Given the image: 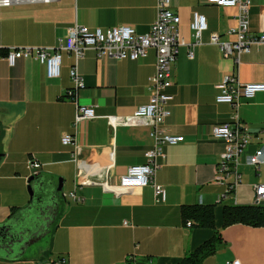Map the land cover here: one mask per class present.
<instances>
[{
	"label": "crops",
	"instance_id": "1",
	"mask_svg": "<svg viewBox=\"0 0 264 264\" xmlns=\"http://www.w3.org/2000/svg\"><path fill=\"white\" fill-rule=\"evenodd\" d=\"M22 1L0 6V50L56 47L76 24L90 29L130 26L146 34L158 12V0ZM251 1V34H260L264 0ZM171 9L181 18L179 31L187 43L195 41L190 27L195 12L206 17L208 30L194 58L182 47L173 66L169 92L174 101L164 127L185 141L166 146L165 158L156 161L155 180L166 191L164 202L156 201L152 186L121 195L103 187L119 186L128 167L146 164L145 154L153 148L152 128L145 121L114 129L109 118L130 117L149 102V79L156 73L154 50L137 61L86 52L79 64L85 88L78 92L77 103L95 107L96 118L77 128V103L68 96L73 88L71 55H63L57 79L48 78L44 66L33 59L11 67L0 55V225L13 208L30 204L34 175L52 192L61 181L66 202L62 206L59 201V218L42 247L30 256L26 254L34 249L27 248L20 260L0 258V264H178L215 236L214 230L183 225L181 209L190 205H215L222 241L203 264H264L263 227L223 226L224 207L254 205L256 187L264 185V165L257 171L247 164V158L264 147V93L241 101L238 109L216 102L217 86L226 76L242 84L264 83V45L253 46L239 60L225 59L210 39L214 34L229 39L228 31L238 25L236 9L212 6L208 0H171ZM234 116L252 140L242 157V183L227 195L218 173L225 144L212 138V129L236 123ZM66 134L83 146L78 161L73 147L62 144ZM85 180L90 184L82 185ZM72 192L83 202L70 199Z\"/></svg>",
	"mask_w": 264,
	"mask_h": 264
},
{
	"label": "built area",
	"instance_id": "2",
	"mask_svg": "<svg viewBox=\"0 0 264 264\" xmlns=\"http://www.w3.org/2000/svg\"><path fill=\"white\" fill-rule=\"evenodd\" d=\"M50 2L51 0H28V2ZM22 0H3L0 6L9 7L20 4ZM212 6L219 8L236 9L237 27L228 31L229 39L223 41L217 34L212 35L210 43L217 46L225 59L234 58L239 60L244 53L250 52L253 46L264 45V32L251 34L250 10L251 0H208ZM157 19L146 34L137 33L130 26H119L111 29H90L79 24L69 29L68 35L62 39L58 46L53 48L24 47L12 48L4 57L8 64L13 67L19 60L33 59L44 66L46 75L50 79H57L61 75L63 55L73 57V67L70 70V78L73 88L68 96L77 103L78 92L85 88V80L82 76L79 64L84 59L88 50H93L100 58H116L119 60L137 61L148 56L150 50L156 52V73L149 79V87L153 90L149 102L136 109L130 117H110V125L116 129L118 126L130 124L133 121H145L151 130V138L154 141L153 148L146 154V164L130 166L126 174L121 178L120 185L114 186L103 183L107 191L116 195L123 194L126 190L141 189L152 186L157 202L166 200V191L156 183L155 174L158 169L157 159L165 158L164 148L175 146L185 141L183 136L170 133L165 127V121L171 116V104L174 96L169 92L173 87V66L177 61L179 50L188 47V57L194 58V49L203 44V34L208 30L207 19L204 15L195 12L191 23V30L195 41L187 43L181 36L179 25L181 18L171 9V0H158ZM218 104H227L238 109L241 101L252 100L259 93H264V83L242 84L234 76H226L217 86ZM236 123L223 124L213 127L212 138L225 144V152L221 157L218 173L219 181L225 182L227 195L242 183L240 166L242 157L247 150L252 137L243 126ZM96 118V109L93 106H83L77 103V112L74 127ZM64 146H72L74 149L73 159L83 151V146L76 142V137L66 134L62 138ZM247 164L260 171L264 165V147L258 149L247 158ZM112 167H109V170ZM82 185L90 184L85 180ZM74 202L81 203L83 199L76 192L69 196ZM67 197V198H68ZM225 197V196H224ZM224 197H221L223 199ZM264 203V185L256 187L255 204ZM228 264H240L235 260Z\"/></svg>",
	"mask_w": 264,
	"mask_h": 264
},
{
	"label": "trees",
	"instance_id": "3",
	"mask_svg": "<svg viewBox=\"0 0 264 264\" xmlns=\"http://www.w3.org/2000/svg\"><path fill=\"white\" fill-rule=\"evenodd\" d=\"M8 50H0L1 56H6ZM2 154H0V160ZM41 201V200H40ZM31 202L22 209H12L9 219L0 225L1 229L14 228L15 231L22 230L27 233L26 239H36L43 234L42 227L52 222L53 227L59 218V205L46 202ZM183 225L188 229H211L215 231L212 240L204 243L196 251L185 256L178 264H203V262L217 251L222 239L220 231L216 228L215 205H190L181 209ZM224 228L235 224H243L255 228H264V203L254 205H227L223 210ZM5 243V242H4ZM3 243V244H4ZM24 242H15L8 246H0V258L8 260H20L16 254H10V250L23 247Z\"/></svg>",
	"mask_w": 264,
	"mask_h": 264
},
{
	"label": "water",
	"instance_id": "4",
	"mask_svg": "<svg viewBox=\"0 0 264 264\" xmlns=\"http://www.w3.org/2000/svg\"><path fill=\"white\" fill-rule=\"evenodd\" d=\"M1 126H0V138H1ZM62 192V182L60 181L59 186L53 192L48 189L46 182L38 175H34L30 178L29 194L31 202H48L53 205H59V195ZM30 202V203H31ZM52 222H48L46 226L42 227L43 234L39 235L36 239H26L27 233L22 230L15 231L14 228L1 229L0 230V246L11 247L15 242H24L23 247H19L15 250H10V254H16V258H22L26 252V249L35 243L41 241L46 237L51 229ZM5 242V243H4ZM4 243V244H3Z\"/></svg>",
	"mask_w": 264,
	"mask_h": 264
},
{
	"label": "rangeland",
	"instance_id": "5",
	"mask_svg": "<svg viewBox=\"0 0 264 264\" xmlns=\"http://www.w3.org/2000/svg\"><path fill=\"white\" fill-rule=\"evenodd\" d=\"M59 201H61L62 206H66L65 198L63 197V191L59 195ZM48 237H49V235L44 237L41 241H39V242L35 243L34 245L30 246L29 249H34V250H29V252L26 254V256H30L31 251H36V249H38L39 247H42V245L45 243V241H46V239H48Z\"/></svg>",
	"mask_w": 264,
	"mask_h": 264
}]
</instances>
